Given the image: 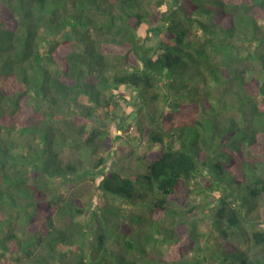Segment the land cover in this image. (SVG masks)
<instances>
[{
    "label": "trees",
    "instance_id": "obj_1",
    "mask_svg": "<svg viewBox=\"0 0 264 264\" xmlns=\"http://www.w3.org/2000/svg\"><path fill=\"white\" fill-rule=\"evenodd\" d=\"M189 1L155 0L152 19L153 0H0V264H264V0ZM123 87L151 150L104 173ZM98 172L161 219L62 190ZM195 193L209 233L169 205Z\"/></svg>",
    "mask_w": 264,
    "mask_h": 264
},
{
    "label": "rangeland",
    "instance_id": "obj_2",
    "mask_svg": "<svg viewBox=\"0 0 264 264\" xmlns=\"http://www.w3.org/2000/svg\"><path fill=\"white\" fill-rule=\"evenodd\" d=\"M150 1V0H147ZM151 13V18H159L160 13L162 10H165L168 8L166 4L162 6H156L155 0H153V3H147L146 5ZM185 9L184 12H188L191 14L190 11H194L195 7L194 4L189 1L185 0L184 3ZM194 33L196 32L197 38H202L203 35L200 30H197L195 26H193ZM140 33L144 34L145 31L142 30ZM194 36V35H193ZM111 50V49H110ZM124 92L122 96H119L118 99V107L115 108L114 110V115L116 118V122L122 123L123 128L119 129L115 122L112 121L110 125V131L112 133V136L115 135H122V137L118 140H115L114 142L111 143V150L106 153L108 155V161L107 165L103 167L104 173H106L108 170H111L112 168H124L126 170H131V169H140L144 170L145 165L144 162H147L146 155L151 149L147 150V145L146 142L144 141V138L141 140L140 136H137V120H131L130 124L126 123V120L131 117L132 114H137L139 115L138 121L141 120L143 121L142 124L145 126H154V124L150 123L148 118L145 116L144 113H139L138 112V107L136 104H134V98L133 95L134 93L130 91L129 88L123 87ZM83 101H86V97L81 98ZM101 114L103 116H106L104 111H101ZM198 117V116H197ZM192 118V116H186V115H179L175 121H169V120H160L161 125L165 129H170L175 127L179 123L183 122H189ZM182 121V122H181ZM156 126V125H155ZM126 127V128H125ZM149 129V128H148ZM126 130V131H125ZM139 146L137 147V145ZM156 146L152 147L155 148ZM147 151V152H146ZM64 156L66 158H69L70 156H73L74 150L72 148H65L63 150ZM247 158H251L253 161H256L258 159L252 158L250 155L247 156ZM104 173H92L91 175L88 176H83L81 178H78L77 181H72L68 184H65L62 186V190L67 193V195L70 194H75L77 196H80V201L82 205H85L86 208H93L95 204L97 203L98 199H105L106 202H111L117 205H121L124 208H133L138 211H143L147 217H152V218H158L161 219L160 212L158 211H151L146 209V206H136L130 202H125L121 198H112L110 196L106 197L103 195V192H101L99 183L100 180L103 178ZM202 182H205L204 179H202ZM198 201H202V203H205L204 198H201V195L199 193H195L193 197H180V198H175L172 200L169 205L172 207H175L176 209H182L183 210V217H189V218H194L197 217L199 220V229L202 232H210L211 231V221L210 218L211 216L209 215L210 212L207 210V207L201 208V210H198V212L191 211L190 209L193 207L195 203ZM147 204L149 207L151 206V202L147 201ZM264 207V195L262 196L260 200V207L259 209L255 212L256 215H259V212L263 209ZM87 217V214L82 216V220ZM89 217V216H88ZM181 219V215H178ZM263 222L261 223L262 225L258 226L259 228L264 229V218H261ZM120 220L125 221V222H130L131 218L129 217H122ZM210 236V235H209ZM138 236H135V239H137ZM243 247L247 248L250 252L253 253H259L261 249V245H255L253 240L249 243V245L246 246L245 243H243ZM164 250H168V246L164 245L161 246Z\"/></svg>",
    "mask_w": 264,
    "mask_h": 264
}]
</instances>
